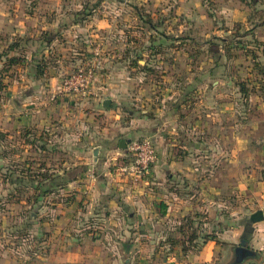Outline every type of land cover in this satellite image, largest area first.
Wrapping results in <instances>:
<instances>
[{"label":"rangeland","instance_id":"374dc122","mask_svg":"<svg viewBox=\"0 0 264 264\" xmlns=\"http://www.w3.org/2000/svg\"><path fill=\"white\" fill-rule=\"evenodd\" d=\"M138 11L151 15L159 23L157 30L144 26ZM14 43L18 48L9 51ZM22 54L25 62L9 67L8 55ZM140 57L141 67L130 68L131 60ZM42 60L45 68L37 76L35 64ZM257 62L264 65V0H0V111L4 109L6 121L17 118L14 102L21 93L33 106H22L20 117L35 123L33 131L24 128L17 138L9 128L6 157L0 158V264H57L61 248L123 244L72 240L85 222L76 206L86 196L67 186L82 165L71 145L62 147L60 142L66 137L64 126L73 123L71 113H93L84 104L98 97V87L127 90L137 111L170 107L187 137H207L210 148L198 151L191 163L199 168L206 164L208 171L190 179L197 185L206 178L219 188L212 196L213 213L225 210L230 216L238 202L244 217L250 215L248 205L256 195L241 196L235 183L236 165L244 170L245 180L264 182V74ZM88 70L94 75L87 96L65 88V80ZM25 91L31 94L24 97ZM97 109L94 121L111 128L114 122L99 114L106 109ZM125 155L110 159L111 167L128 163ZM46 190L50 193L36 200ZM178 194L190 198L199 213L204 199L199 188ZM227 258H233L231 248Z\"/></svg>","mask_w":264,"mask_h":264},{"label":"crops","instance_id":"0c3cea01","mask_svg":"<svg viewBox=\"0 0 264 264\" xmlns=\"http://www.w3.org/2000/svg\"><path fill=\"white\" fill-rule=\"evenodd\" d=\"M40 42L44 43L43 39ZM56 89L52 88L51 91ZM94 90L98 97L84 104L88 108L92 107L93 113L87 112L80 117L71 113L73 118L70 120L73 123L67 128L64 126L66 137H62L60 142L62 147L69 148L71 145L69 149L81 161L82 166L76 167L72 180H67V186L74 185L76 190L86 196V200L76 206L81 207L78 212L84 217L80 219L85 221L82 230L91 226L95 228L90 233L79 230L81 233L72 237V240L79 244L80 240L89 238L95 245L100 240L113 239L123 241V244L106 248L98 247V243L96 247L90 246L84 250L80 245L69 250L61 248L58 253L61 258L56 259L57 264H68L67 260H70L69 264H80V261L85 262L86 259H89V264H119L121 257L125 258L124 264H263L264 182L258 179L251 181L249 178L245 180L244 170L236 165L235 188L241 196H246L247 192L256 195L253 196V205H248L253 212L244 217L242 206L237 202L230 216H227L225 210L213 213L212 196L214 192H219V188L206 178L197 185L190 179L197 172L206 174L208 171L206 164L204 168H199L191 163L193 157L198 156V151L210 148L207 147L211 144L207 137L197 140L193 136L187 137L184 127L170 113L174 110L168 111L170 107H150L137 111L131 107L133 99L127 90L124 93L118 87H98ZM30 94V91H25L23 95L28 97ZM19 97L14 102L18 112L14 116L17 118H12L11 122L6 121L4 109L0 111L1 159L6 157L5 138L9 137V128H12L15 135L13 138L20 137L24 128L33 131L31 127L35 123L29 118L25 121L20 117L22 106L31 108L33 105L24 102L21 93ZM106 100L110 101V107L105 111L100 110L99 114H104L114 122L111 128L94 121L98 115L94 111L99 110L98 107L104 108ZM83 116L90 122L87 126L82 122ZM123 118L125 123H120ZM69 132L72 138H67ZM44 135L49 136V132L44 131ZM143 137H149L154 142L157 161L143 180L135 182L133 177L119 173L109 163L110 159L114 162L124 156L129 141ZM238 150L242 153V149ZM207 158L205 154V163ZM76 174L79 175L76 177ZM250 185L253 187L250 188ZM193 186L199 188L204 196L203 203L196 206L199 213L195 205L191 207L193 202L190 198L182 199L178 194ZM69 205L61 203L68 210L72 208ZM219 206L229 209L226 204ZM200 212L204 215H199ZM61 238L66 239V233ZM242 246L252 254L239 263L236 261V253L238 247ZM229 248L233 251L230 261L227 258Z\"/></svg>","mask_w":264,"mask_h":264},{"label":"built area","instance_id":"2783aa9c","mask_svg":"<svg viewBox=\"0 0 264 264\" xmlns=\"http://www.w3.org/2000/svg\"><path fill=\"white\" fill-rule=\"evenodd\" d=\"M93 75V70L79 71L75 76L65 80V88L85 97L89 94L90 87L87 84ZM125 154L129 162L119 165L118 172L133 177L135 182L143 180L157 161V151L154 142L149 137L129 141Z\"/></svg>","mask_w":264,"mask_h":264},{"label":"trees","instance_id":"16d2710c","mask_svg":"<svg viewBox=\"0 0 264 264\" xmlns=\"http://www.w3.org/2000/svg\"><path fill=\"white\" fill-rule=\"evenodd\" d=\"M136 9H138L137 7H136ZM83 12L84 11H81V12H79L78 14L79 15H81V14H83ZM138 13V16H139V18L143 21V24H144V26H146V27H148L149 29H151V30H157V28H158V24L159 23H155V21H154V19L152 18V16L151 15H144L143 13H141V11H138L137 12ZM92 14V13H91ZM165 38H166V36H165ZM18 44L17 43H14V45L13 44H11V45H9L8 46V50L9 51H15L17 48H18ZM23 52V51H22ZM24 54V53H23ZM12 55V56H9L8 55V59H7V63H8V65H9V67L10 66H14V65H19V64H21V63H24L25 62V60H26V57H25V55ZM252 58L254 59V60H256L257 58H258V55L256 54V53H254V54H252ZM139 60H142V58L140 57V58H136V59H133V60H131V62H130V65H129V67L130 68H135V67H141V65L139 64ZM38 63H36L35 65V68L37 69V76H40V75H42L43 74V71H44V68H45V64H46V60H42V61H37ZM147 65V64H146ZM9 67H7V69L9 68ZM256 67L258 68V70H259V72L261 73V74H264V65H262V64H260L259 62H257L256 63ZM149 68V67H148ZM151 70V69H150ZM7 71V70H6ZM39 72V73H38ZM42 149H44V147H42ZM45 166V165H44ZM44 176V179H46V180H48V179H50V175H43ZM34 177V176H33ZM38 192V191H37ZM50 193V191L49 190H46L45 192H42V193H38V195H35V198H36V200H40L41 199V197L42 196H46L47 194H49ZM41 194V195H40Z\"/></svg>","mask_w":264,"mask_h":264},{"label":"water","instance_id":"95a60500","mask_svg":"<svg viewBox=\"0 0 264 264\" xmlns=\"http://www.w3.org/2000/svg\"><path fill=\"white\" fill-rule=\"evenodd\" d=\"M103 104H104L105 109H109V107H110V101L109 100L104 101ZM121 144H123V142ZM94 154L96 155L97 151H95ZM250 254H252V252L249 249H247L246 247H243V246L238 247L237 253H236V261L240 263L244 260V258L246 256H248Z\"/></svg>","mask_w":264,"mask_h":264}]
</instances>
